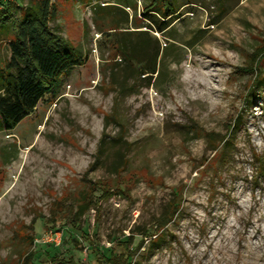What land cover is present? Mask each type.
Wrapping results in <instances>:
<instances>
[{
    "label": "rangeland",
    "instance_id": "obj_1",
    "mask_svg": "<svg viewBox=\"0 0 264 264\" xmlns=\"http://www.w3.org/2000/svg\"><path fill=\"white\" fill-rule=\"evenodd\" d=\"M56 1L50 26L83 65L0 131V264H109L175 201L164 242L146 252L143 239L134 264H264L251 156L264 155V87L252 99L243 72L264 77V0H173L164 34L146 20L152 0ZM10 56L0 42V69ZM206 133L234 138L230 161Z\"/></svg>",
    "mask_w": 264,
    "mask_h": 264
},
{
    "label": "trees",
    "instance_id": "obj_2",
    "mask_svg": "<svg viewBox=\"0 0 264 264\" xmlns=\"http://www.w3.org/2000/svg\"><path fill=\"white\" fill-rule=\"evenodd\" d=\"M24 5V6H23ZM23 7V8H22ZM146 20L155 25L158 33L164 34L170 27V20L178 16V8L173 0H152L145 8ZM220 11L223 12V9ZM58 14L56 0H0V42L6 41L11 56L0 69V131H12L24 121L38 106V104L57 85L63 73L70 72L76 66L83 65V58L76 59L75 50L50 24ZM154 16H159L156 19ZM140 33H145L141 31ZM162 50L158 47V56ZM264 56V48L259 50ZM258 53V54H259ZM128 60L133 59L131 56ZM151 75L159 76L156 67L147 69ZM255 74L253 89H250L252 99L258 96L256 90L264 87V77L256 66L243 71ZM146 73V74H147ZM254 92V93H253ZM207 146L211 151L219 154L222 162L230 161L231 153L236 150L234 138L217 133L204 135ZM252 164L255 168V181L264 178V155L251 152ZM229 159V160H228ZM126 160L123 162V166ZM177 203L176 201L174 202ZM172 204L173 212L159 216L153 223V232L137 233L142 235V241L133 247L131 238L118 243L111 250L109 264H134L135 252L144 248L143 239L150 240L146 252L159 247L165 239L164 232H160L176 216L179 204ZM168 216V220H167ZM52 262L59 264H82L73 259L62 260L53 258Z\"/></svg>",
    "mask_w": 264,
    "mask_h": 264
}]
</instances>
